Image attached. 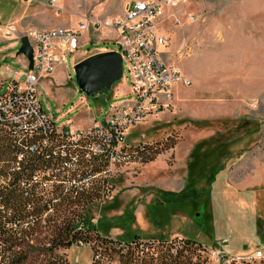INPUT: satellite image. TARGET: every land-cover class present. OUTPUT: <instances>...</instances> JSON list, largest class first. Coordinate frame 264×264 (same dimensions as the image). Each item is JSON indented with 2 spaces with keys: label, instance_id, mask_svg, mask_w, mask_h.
I'll return each mask as SVG.
<instances>
[{
  "label": "rangeland",
  "instance_id": "1",
  "mask_svg": "<svg viewBox=\"0 0 264 264\" xmlns=\"http://www.w3.org/2000/svg\"><path fill=\"white\" fill-rule=\"evenodd\" d=\"M48 1L34 0L33 6L45 8L33 12L22 0H0V29L12 20L20 21L18 32L34 28L24 22L31 14L38 21L46 22L50 16L54 23L64 21L62 26L75 29L83 14L104 22L122 17L126 10L123 0H60L67 7L60 11L47 6ZM177 12L179 21L168 18L159 27L170 38L162 47L163 57L192 79V85L176 87L170 108L124 134L127 146L171 147L152 160L139 156L111 164L109 171L93 179L104 186L101 198L78 210L113 240L131 241L139 234L138 242L147 246H157L161 240L180 246L191 238L202 246L199 264H229L208 254L213 246L242 258L230 264H264L252 257L264 250V68L251 62L257 60L264 67V52L254 56L256 48L264 49V0H191ZM193 14L195 20L190 18ZM229 16L247 20L246 35L229 36ZM116 38L113 28H91L80 39L82 45L67 55L69 67L60 65L57 79L56 73L44 79L39 98L56 126L71 130L92 126L93 120L105 119L113 104L132 99L125 63L116 81L123 80L125 94L105 98L107 91L88 93L76 83L74 67L79 54L96 47L117 48ZM244 52L246 71L241 67L239 72L237 67L229 73L231 59ZM6 63L22 69L0 60L4 71ZM218 166L220 171L212 181ZM83 231L89 242L60 247L56 251L60 261L120 264L119 252L99 244L93 231Z\"/></svg>",
  "mask_w": 264,
  "mask_h": 264
},
{
  "label": "trees",
  "instance_id": "2",
  "mask_svg": "<svg viewBox=\"0 0 264 264\" xmlns=\"http://www.w3.org/2000/svg\"><path fill=\"white\" fill-rule=\"evenodd\" d=\"M7 123L0 121V264H66L56 251L89 242L83 230L93 231L107 250L119 252L120 264L200 263L202 246L191 238L180 246L167 240L147 246L138 242L139 234L131 241L113 240L78 210L101 198L104 186L93 179L110 170L113 145L98 152L93 141H69L50 126L31 132ZM139 147L124 146L120 163L139 156L152 160L171 145ZM219 171L214 168L212 181Z\"/></svg>",
  "mask_w": 264,
  "mask_h": 264
},
{
  "label": "built area",
  "instance_id": "3",
  "mask_svg": "<svg viewBox=\"0 0 264 264\" xmlns=\"http://www.w3.org/2000/svg\"><path fill=\"white\" fill-rule=\"evenodd\" d=\"M24 1L30 4L34 0ZM190 1L128 0L122 17L102 22L83 14L75 29L57 26L28 28L18 32L16 22L10 23L6 26L5 38L21 41L27 36L34 51V65L24 73V82L15 79L0 94V121L11 123L19 130L28 127L31 132L38 126H50L57 135L69 141H93L92 146L98 152L103 150L105 144L113 145L114 155L110 162L120 163L122 159L119 154H122L126 146L125 131L148 119L158 118L173 105L176 87L192 85V79L163 57L162 47L168 44L170 38L159 29L168 18L179 21L177 10ZM48 6L56 11L63 9L57 0H50ZM196 17L193 14L190 18L195 20ZM102 26L113 28L116 32L117 48L107 47L105 51L121 53L133 97L113 104L105 120H95L92 126L76 130L66 126L58 127L40 101L42 82L52 77L59 64L66 61L67 55L82 45L80 39L89 34L91 28L99 30ZM80 244L85 245L82 241ZM207 252L223 263L230 264L242 259L230 256L220 246L210 247ZM252 257L264 260V250L255 252Z\"/></svg>",
  "mask_w": 264,
  "mask_h": 264
},
{
  "label": "crops",
  "instance_id": "4",
  "mask_svg": "<svg viewBox=\"0 0 264 264\" xmlns=\"http://www.w3.org/2000/svg\"><path fill=\"white\" fill-rule=\"evenodd\" d=\"M123 1L125 2V5H126L127 0H123ZM48 2H47V6H48ZM66 2H67V0L64 3H66ZM64 3L63 2L61 3L60 0H57V4L59 6H61V7H64L62 5H66ZM22 4L27 6V7H29L33 12H37L40 9L45 8L43 6L42 7L41 6H33V3L29 4L27 2H24L23 0H22ZM64 8H67V7L65 6ZM27 18L28 19H26L24 22L25 23H29V25H32L34 28L57 27V26H62L65 23L64 21H57L56 23H54L50 16H47L48 20L46 22H44V20H39V21L36 20L37 16L34 15V14H31ZM226 19L228 20L229 24L232 26V27L228 28L229 31L227 33L229 34V36H232V35L234 36L235 33H239V34L242 33L243 35H246V33L248 31V28H247V20L245 18L240 17V16H238V17L229 16ZM18 21L19 20H17V22ZM12 22H14V20H12L10 23H12ZM21 22H22V20H21ZM19 23H20V21H19ZM20 26L19 27L22 29V27L24 25L22 26V24H21ZM23 30H25V29H23ZM250 31H253V30L250 29ZM254 31L256 32V31H258V29H255ZM5 32H6V27L3 30L0 29V46L2 44H4L2 47H0V60H2L3 62H5V61L6 62H11L14 65L15 64L20 65L22 69L21 70H15L12 66H10V65H8L6 63L4 65L3 69H5L6 71L9 72L7 74L6 71L2 70L3 66H1V68H0V94L5 92V90L7 89L8 85H9V83L11 81H13L15 79H19L21 81V79H23L25 77L24 73H26V71H27V69H28V67L30 65V61H31L30 58L28 57V55L21 51L22 41H20L17 38H11V39L5 38ZM259 32H261V31L259 30ZM7 42H10V43L5 45V43H7ZM18 47H20V48H19V50L17 52L10 53L11 50L17 49ZM215 47L213 46V49H215ZM219 47L222 48L223 46H219ZM106 48L107 47H96L94 49H91V50H88V51H85V52H81L79 54L78 60L76 62L78 63L79 61L85 59L86 57H88V56H90V55H92V54H94V53H96V52H98L100 50H106ZM107 49H113V48L108 47ZM251 50L255 51L254 48H252ZM262 52H264V49H261L260 47L258 49L256 48V52H255L254 56L257 55L256 57H258V56L262 55L261 54ZM200 56L201 55L199 54V52H197L196 58L199 59ZM74 58H73V60H74ZM231 60H232L231 65H228V69H229L228 72L229 73H230L231 70L233 72H236L237 71V67L239 68V72L241 71V67H242L243 71H246V65H247L246 52H244V55L242 57H240V56L238 58L235 57V58H232ZM216 61H217L216 63H219L218 59H216ZM251 62L255 65V67L257 65H259L261 68H264L262 66V62H261V64L257 60L251 61ZM60 65H65V66L69 67L68 63H67V57H66V61L64 63L59 64V66ZM222 65L226 66V63H223ZM55 73L57 74V75L55 74V77L57 79L59 77L58 71L55 72ZM42 84H43V82H42ZM122 84H123V80H121L119 82H115L111 86V88L109 90H107V97H105V98H112V97L117 96L119 94H123L124 90H123ZM129 93H130V89H129ZM100 95H103V94H100ZM90 123L94 124L95 120H93Z\"/></svg>",
  "mask_w": 264,
  "mask_h": 264
},
{
  "label": "water",
  "instance_id": "5",
  "mask_svg": "<svg viewBox=\"0 0 264 264\" xmlns=\"http://www.w3.org/2000/svg\"><path fill=\"white\" fill-rule=\"evenodd\" d=\"M21 51L30 58L29 68L34 65V51L27 36L22 38ZM123 58L117 51L96 52L79 61L75 67L76 83L80 88L89 92L103 94L122 77Z\"/></svg>",
  "mask_w": 264,
  "mask_h": 264
}]
</instances>
